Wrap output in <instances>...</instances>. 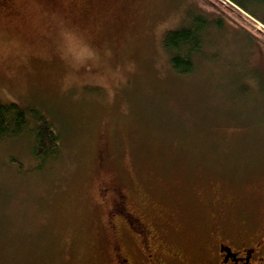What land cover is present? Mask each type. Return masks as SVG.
Returning a JSON list of instances; mask_svg holds the SVG:
<instances>
[{
	"label": "rangeland",
	"instance_id": "obj_1",
	"mask_svg": "<svg viewBox=\"0 0 264 264\" xmlns=\"http://www.w3.org/2000/svg\"><path fill=\"white\" fill-rule=\"evenodd\" d=\"M9 1L0 100L47 121L60 156L37 158L29 131L0 140V264H109L111 185L143 221L178 225L188 246L218 214L253 218L264 0ZM193 19L208 25L179 73L163 39Z\"/></svg>",
	"mask_w": 264,
	"mask_h": 264
},
{
	"label": "flooded vegetation",
	"instance_id": "obj_2",
	"mask_svg": "<svg viewBox=\"0 0 264 264\" xmlns=\"http://www.w3.org/2000/svg\"><path fill=\"white\" fill-rule=\"evenodd\" d=\"M0 6L10 7L11 2L0 0ZM258 188L253 218L218 214L203 222L193 234L197 244L188 246L180 239L184 233H179L178 225L143 221L130 210L124 191L113 185L103 187L101 197L111 200L104 221L108 263L264 264V181Z\"/></svg>",
	"mask_w": 264,
	"mask_h": 264
},
{
	"label": "trees",
	"instance_id": "obj_3",
	"mask_svg": "<svg viewBox=\"0 0 264 264\" xmlns=\"http://www.w3.org/2000/svg\"><path fill=\"white\" fill-rule=\"evenodd\" d=\"M207 23L206 20L193 19L191 24L165 34L163 47L170 54L172 65L177 72H188L193 67L192 61L202 44V31ZM29 114L31 113L28 110L16 103L0 100V140L29 131L33 135L34 154L37 158L47 161L52 157H59V136L47 121L38 125L36 121L32 122Z\"/></svg>",
	"mask_w": 264,
	"mask_h": 264
}]
</instances>
